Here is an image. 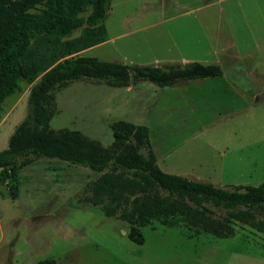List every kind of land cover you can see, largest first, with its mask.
<instances>
[{"label":"rangeland","instance_id":"374dc122","mask_svg":"<svg viewBox=\"0 0 264 264\" xmlns=\"http://www.w3.org/2000/svg\"><path fill=\"white\" fill-rule=\"evenodd\" d=\"M75 55L129 67L197 62L221 74L162 88L73 81L53 91L50 129L106 148L112 123L143 125L164 173L218 187L264 180V0H112L103 41ZM38 78L20 81L0 104V150L27 119ZM103 172L35 159L17 171L14 199L0 184V264H264V234L239 223L233 236L215 238L154 221L133 244L128 224L85 202Z\"/></svg>","mask_w":264,"mask_h":264},{"label":"trees","instance_id":"16d2710c","mask_svg":"<svg viewBox=\"0 0 264 264\" xmlns=\"http://www.w3.org/2000/svg\"><path fill=\"white\" fill-rule=\"evenodd\" d=\"M112 0H0V104L31 82L29 115L0 150V184L9 198L17 194V171L35 159H56L103 172L87 189L85 202L105 217L128 224L126 238L142 245L140 228L157 221L171 228L180 222L195 234L233 236V224L264 234V180L257 186L218 187L162 172L156 165L143 125L117 121L112 142L101 147L77 131L49 127L54 114L53 91L91 80L112 88L137 82L169 87L178 81L220 76L217 65L197 62L129 67L75 55L104 38V20ZM77 33V35H75ZM206 205L225 211L212 218ZM36 264H55L51 259Z\"/></svg>","mask_w":264,"mask_h":264},{"label":"crops","instance_id":"0c3cea01","mask_svg":"<svg viewBox=\"0 0 264 264\" xmlns=\"http://www.w3.org/2000/svg\"><path fill=\"white\" fill-rule=\"evenodd\" d=\"M207 79V78H206Z\"/></svg>","mask_w":264,"mask_h":264}]
</instances>
